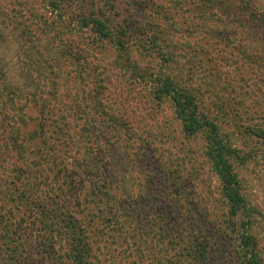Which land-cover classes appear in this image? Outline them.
I'll return each instance as SVG.
<instances>
[{
	"label": "trees",
	"instance_id": "16d2710c",
	"mask_svg": "<svg viewBox=\"0 0 264 264\" xmlns=\"http://www.w3.org/2000/svg\"><path fill=\"white\" fill-rule=\"evenodd\" d=\"M122 2L0 0V264H264L237 171L264 162V100L225 62L260 68L264 54L215 24L260 30L264 12L248 0H132L122 14ZM184 11L191 33L237 51L178 45L169 26ZM118 76L202 139L220 216L176 169L140 159L114 103Z\"/></svg>",
	"mask_w": 264,
	"mask_h": 264
},
{
	"label": "rangeland",
	"instance_id": "374dc122",
	"mask_svg": "<svg viewBox=\"0 0 264 264\" xmlns=\"http://www.w3.org/2000/svg\"><path fill=\"white\" fill-rule=\"evenodd\" d=\"M131 1L128 0V6L122 2L120 5L122 14H127L128 9L130 11L135 7H132ZM248 1L256 11L264 12V0ZM139 3L140 0H135L136 5ZM187 17H190L189 12L184 11L183 17H177L176 20L178 22L175 24L171 22L169 26V29L175 34L182 35V38H180L182 41L178 45H184L185 50H192L193 47H196V45H192L193 41H199L198 44H201V47L217 49L219 53L227 57L231 52L235 53L237 51L230 44H225V41L214 40V42H211V40L215 39L213 36L204 37L197 32L191 33ZM181 20L184 21L182 22ZM215 24L224 32L229 33L234 43L238 42V40L241 42L247 41L249 43V48L247 47L250 49L249 51L264 54V28L255 31L247 30L241 26V23L232 19H224L222 22L217 21ZM210 25L213 26V23H210ZM132 55L140 59L138 50H134ZM186 55L188 54L184 55V59L182 58L181 62H188ZM231 58V61L225 60L228 64L227 66L230 65L232 73L235 72L236 76L239 75L246 79L245 82L243 80L239 83L241 88L250 90V86L246 83L252 84V88L255 90L252 96L263 101L264 66L257 68L253 64H247L250 68L244 67L234 64L233 61H240L237 56ZM142 61L147 62L149 59L145 56ZM202 62L200 67L203 65ZM203 66L205 67L206 65ZM196 69L200 70L201 68L199 69V66H197ZM202 73L204 72L201 71L200 74L202 75ZM229 75L231 77V74ZM206 80L210 81L209 78H206ZM111 84V86L116 87L115 90L113 89L116 92V96L113 97L114 103L121 106V111L125 110V113L126 111L129 113L132 119V129L140 135V139L136 140V144L140 146V152L138 153L140 159L151 156L156 163L160 164L159 166H168L173 171L176 169L177 174L180 172L182 178L184 177L191 181L192 184L189 189L197 191V195L200 197L199 203H204L214 214L220 216L221 212L225 210V204L218 195L217 179L210 171L203 153L202 139L184 136L180 132L179 122L174 117L169 104L160 103L157 105L154 102L147 101L146 91L138 82L127 81L125 83V79L118 76L113 79ZM145 148H148V153H145ZM237 171L241 179L244 197L251 207L252 218L249 231L257 239L261 254L264 256V162L259 155H256L254 158L245 161L244 164L239 165ZM139 175L141 174L135 171L130 172L132 179H139ZM238 229L237 227L236 230H233L234 234L233 232L232 234H237L239 232ZM134 253L132 252L127 258L130 260L134 259Z\"/></svg>",
	"mask_w": 264,
	"mask_h": 264
}]
</instances>
